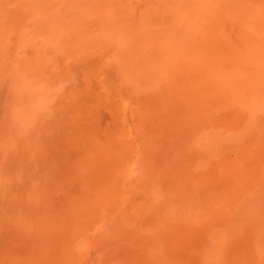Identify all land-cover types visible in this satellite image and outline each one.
<instances>
[{
  "label": "rangeland",
  "instance_id": "1",
  "mask_svg": "<svg viewBox=\"0 0 264 264\" xmlns=\"http://www.w3.org/2000/svg\"><path fill=\"white\" fill-rule=\"evenodd\" d=\"M0 264H264V0H0Z\"/></svg>",
  "mask_w": 264,
  "mask_h": 264
}]
</instances>
